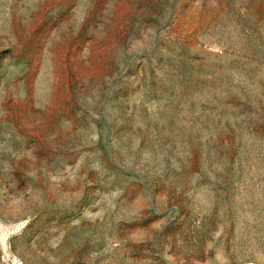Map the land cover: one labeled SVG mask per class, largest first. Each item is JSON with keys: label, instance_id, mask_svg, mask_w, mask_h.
I'll use <instances>...</instances> for the list:
<instances>
[{"label": "rangeland", "instance_id": "rangeland-1", "mask_svg": "<svg viewBox=\"0 0 264 264\" xmlns=\"http://www.w3.org/2000/svg\"><path fill=\"white\" fill-rule=\"evenodd\" d=\"M0 264H264V0H0Z\"/></svg>", "mask_w": 264, "mask_h": 264}]
</instances>
